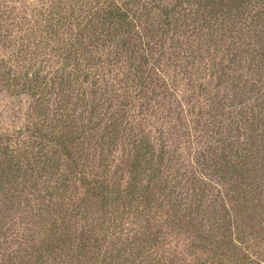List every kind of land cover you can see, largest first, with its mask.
<instances>
[{
  "label": "trees",
  "instance_id": "1",
  "mask_svg": "<svg viewBox=\"0 0 264 264\" xmlns=\"http://www.w3.org/2000/svg\"><path fill=\"white\" fill-rule=\"evenodd\" d=\"M0 83V264H264V0H0Z\"/></svg>",
  "mask_w": 264,
  "mask_h": 264
},
{
  "label": "rangeland",
  "instance_id": "2",
  "mask_svg": "<svg viewBox=\"0 0 264 264\" xmlns=\"http://www.w3.org/2000/svg\"><path fill=\"white\" fill-rule=\"evenodd\" d=\"M25 101H26L25 95L24 96L13 95L12 91H10V92L6 91L0 83V118H1V121H3L2 126H7V127L11 128L13 126H23V125L27 124L26 121L24 120L22 112L20 111L21 107L25 106ZM203 101H205V100H203ZM181 107L183 108V116H181L183 118L182 122L184 121L185 123H188V121L186 120V116L184 115V109H187V107H185L184 105ZM1 114H3V115H1ZM161 115L164 116L165 112H164V114H161ZM172 118H176V119H172ZM172 118L171 117H163L162 119L164 120V122L172 121L173 124H175L179 127L178 129L184 128L183 126L181 127V125L179 124L180 121L177 120V119H179L178 116H174ZM155 120H157V119H155ZM156 126L160 127L159 124ZM161 129L163 131H165L166 137H168V139L170 137H172V134L170 132H173L175 130V129H173L171 131L169 128V125H166L163 128H160V130ZM153 130L155 132L156 128H154ZM159 135H161V134L159 132H156V136H159ZM183 140H185V139H183ZM234 142H236V141H234ZM199 145H200L199 139L193 140V143H188L187 141L177 140L175 150L177 149V156H178V158L180 157L181 162L189 165L190 159L192 157H195L197 155V152H199V150L197 151V148L199 147ZM88 146H89L88 142H86L82 145V149H81L82 153L81 154H82L83 158L85 159V162H87L88 166H90V168L92 169L93 167H91V166H92V164H94L95 159H97L98 153L96 152V154H94V156H93V153H95V152L92 149H90ZM169 146L170 147L173 146L172 141H170ZM262 238H264V235L262 236Z\"/></svg>",
  "mask_w": 264,
  "mask_h": 264
}]
</instances>
